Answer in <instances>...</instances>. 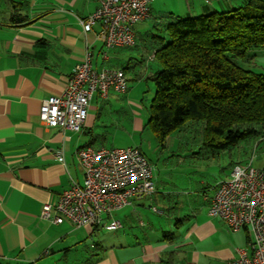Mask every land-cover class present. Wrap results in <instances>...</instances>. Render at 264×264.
<instances>
[{
    "label": "crops",
    "instance_id": "0c3cea01",
    "mask_svg": "<svg viewBox=\"0 0 264 264\" xmlns=\"http://www.w3.org/2000/svg\"><path fill=\"white\" fill-rule=\"evenodd\" d=\"M172 2L154 0L149 19L165 13L175 21L227 12L248 0H187L188 7L181 11ZM100 4L101 0H0V264H229L253 241L252 229L234 232L220 218L209 212L201 215L195 207L184 226L171 198L162 195L159 205L158 190L118 212L123 226L117 231L109 228L107 218L99 227L77 228L68 221L54 225L40 217L43 205L56 204L72 180L82 184L78 151L104 148L94 139L98 94L80 133L51 128L39 118L44 100L63 93L87 51L95 69L121 68L120 63L127 62L121 49L128 48L114 49L104 59L99 23L90 33L83 29L81 20ZM135 37L137 46L136 29ZM257 53L264 56V50ZM60 149L64 163L57 160ZM172 227L176 231L167 232Z\"/></svg>",
    "mask_w": 264,
    "mask_h": 264
},
{
    "label": "built area",
    "instance_id": "2783aa9c",
    "mask_svg": "<svg viewBox=\"0 0 264 264\" xmlns=\"http://www.w3.org/2000/svg\"><path fill=\"white\" fill-rule=\"evenodd\" d=\"M153 1L101 0L98 9L81 20L85 33H90L95 24L101 25L99 37L105 60L114 49L135 46V26L150 18ZM92 57L87 51L63 93L44 100L39 115L42 123L80 133L94 95L107 99L111 92L127 93L125 71L113 67L95 69ZM77 154L84 169L82 184L72 180L56 204L43 205V220L54 225L68 221L80 228L99 226L107 218L109 228L117 231L123 226L116 218L118 212L156 194L155 168L139 147H85ZM56 156L59 162H65L63 149ZM205 200L210 203L209 215L223 220L232 231L244 227L253 231L251 244L240 249L239 257L229 264H264V171L254 167L253 158L236 163L230 178L218 183L214 194L205 195Z\"/></svg>",
    "mask_w": 264,
    "mask_h": 264
},
{
    "label": "trees",
    "instance_id": "16d2710c",
    "mask_svg": "<svg viewBox=\"0 0 264 264\" xmlns=\"http://www.w3.org/2000/svg\"><path fill=\"white\" fill-rule=\"evenodd\" d=\"M166 32L170 41L151 54L159 69L148 78L156 86L148 126L157 139L200 125L203 147L225 151L252 137L264 141V74L238 62L252 63L264 50V0L179 18Z\"/></svg>",
    "mask_w": 264,
    "mask_h": 264
},
{
    "label": "rangeland",
    "instance_id": "374dc122",
    "mask_svg": "<svg viewBox=\"0 0 264 264\" xmlns=\"http://www.w3.org/2000/svg\"><path fill=\"white\" fill-rule=\"evenodd\" d=\"M172 1L176 10L188 7L187 0ZM173 21L168 13L155 14V18L135 26L137 46L121 49L127 55V62L120 63V66L128 68V92H111L107 99L95 98L99 118L94 139L96 144L107 149L139 147L155 168V184L161 192L156 194L159 205L162 206L164 197L171 198L174 201L171 207L178 208L180 221L187 226L189 220L186 218L192 216L193 207L201 215L209 212L210 203L204 200L205 195L212 196L216 185L230 178L234 164L246 163L253 158L254 167L264 171V141L252 137L225 151L203 147L200 125L175 133L163 143L157 139L148 126L151 103L156 95L155 83L148 78L159 69V65L150 56L170 41L166 29ZM255 53L257 56L252 63L238 62L247 69L264 74V56ZM130 58L133 62L128 64ZM150 214L155 219L160 217ZM174 231L175 227L167 229V232Z\"/></svg>",
    "mask_w": 264,
    "mask_h": 264
}]
</instances>
